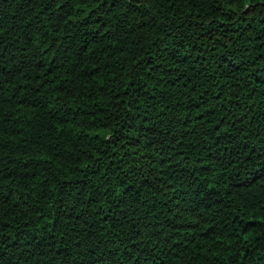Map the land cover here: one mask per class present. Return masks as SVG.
Instances as JSON below:
<instances>
[{"label":"trees","instance_id":"obj_1","mask_svg":"<svg viewBox=\"0 0 264 264\" xmlns=\"http://www.w3.org/2000/svg\"><path fill=\"white\" fill-rule=\"evenodd\" d=\"M0 264H264V0H0Z\"/></svg>","mask_w":264,"mask_h":264}]
</instances>
